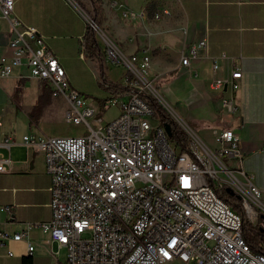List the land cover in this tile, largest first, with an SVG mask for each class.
Returning a JSON list of instances; mask_svg holds the SVG:
<instances>
[{"label": "built area", "instance_id": "1", "mask_svg": "<svg viewBox=\"0 0 264 264\" xmlns=\"http://www.w3.org/2000/svg\"><path fill=\"white\" fill-rule=\"evenodd\" d=\"M154 14L159 20L170 11L163 7ZM0 19L10 30L8 54H0V77L25 60L30 77L49 81L53 94L69 102L65 119L90 128L77 137L23 136L26 148L43 154L51 178V218L26 223L20 231L0 227V246L24 240L28 256L34 249L29 232L40 226L65 249L64 258L54 264H264V242L255 250L242 234L244 216L253 220L256 205L264 204L262 191L240 167L241 148L233 130L210 128L209 144L183 123L186 131L180 130L187 139L182 147L148 103L153 93L147 90L150 54L142 49L125 55L102 35L105 61L125 68L120 82L125 88L110 90L106 99L119 107L118 116L94 120L93 126L96 109L69 85L44 37L14 13V0H0ZM87 27L96 30L86 18ZM83 45L84 38L82 55ZM205 46V36L186 43L180 65L196 75L192 62ZM240 77L239 70H232L228 78L215 77L210 84L216 92L231 90V96L220 98L229 113L235 112L233 94ZM14 143L11 137L0 139V148L7 150V155L0 152V172L8 170ZM226 189L234 192L231 198L240 197L245 215L222 198L229 194Z\"/></svg>", "mask_w": 264, "mask_h": 264}, {"label": "crops", "instance_id": "2", "mask_svg": "<svg viewBox=\"0 0 264 264\" xmlns=\"http://www.w3.org/2000/svg\"><path fill=\"white\" fill-rule=\"evenodd\" d=\"M86 1L90 2L14 0V13L44 37L69 85L78 91L84 84L76 76L87 73L101 83L96 60L85 51L81 54L90 10ZM94 1L98 26L108 40L125 55L142 49L150 54V78L183 116L196 121L194 129L207 143L211 144L210 128H228L237 134L240 167L262 191L264 204V0ZM163 7L170 14L155 20L154 13ZM0 27V54H8L9 25L0 19ZM202 36L206 46L198 49L192 62L193 75L180 65V52L186 43ZM24 62L13 66L7 77H0V139L15 141L8 170L0 172V227L12 231L51 218V178L43 154L26 148L22 138L50 136L52 116L58 109L65 116L70 106L65 97L53 94L49 81L30 77ZM104 70L108 75L106 61ZM232 70H239L241 77L233 94L235 112L229 113L221 107L220 98L231 96V90L216 92L210 84L215 77L228 78ZM0 152L7 155L5 148ZM29 240L34 249L28 256L24 240L0 246V264H54L65 256V249L51 242L50 233L40 226L31 228ZM9 249L13 255H8Z\"/></svg>", "mask_w": 264, "mask_h": 264}, {"label": "rangeland", "instance_id": "3", "mask_svg": "<svg viewBox=\"0 0 264 264\" xmlns=\"http://www.w3.org/2000/svg\"><path fill=\"white\" fill-rule=\"evenodd\" d=\"M87 5H89L90 10L88 13H86V18L88 21H92V15L93 13V4H96V1L90 0L86 1ZM97 5V4H96ZM155 20H157L155 17V14L153 16ZM94 21V20H93ZM96 24V30H94L95 36L97 40L99 41L101 47L103 48V42L101 41V36H106L105 31L99 28L98 22H94ZM105 48V47H104ZM103 48V54L105 58V51ZM105 60V59H104ZM108 68H109V73L107 76V79L112 81L113 83H118L120 80V77L123 75L125 72V68L119 64L112 63L110 61H106ZM147 77H150L149 74H146ZM131 77V76H130ZM76 79H79L80 82H82L84 85L81 89H79L80 93L84 97L85 101L92 107L96 109V114L93 116L91 119L92 125L95 126L93 123L94 120L97 119H102L104 122L111 121L115 119L118 114H119V107L117 105H110L109 103L106 102L107 97L111 95V91L104 87L100 82L99 79L96 78V76H91L90 74L88 75L87 73L84 76L78 77L76 76ZM152 86H148L147 90L151 91L153 93H150L152 97L157 99V101L162 105V107L166 110L168 115L176 122V124L179 126L180 129L185 130L181 124H185L188 128L194 129L196 127V121L195 120H190L188 117L183 116L181 111H178L177 108L174 107L173 104H171L169 97L166 96V94H163V91L161 88L158 86L157 82L153 79H149ZM78 91V90H77ZM157 96H155V95ZM161 94V95H160ZM162 97L166 98L165 101H168V104L162 103L160 99ZM60 99V98H58ZM66 106V104H64ZM67 107V106H66ZM61 109H58L56 114L52 116L50 122L48 123V128L49 132H51L50 136H60V137H77L81 135H87L90 132V128L86 126L83 123L76 124L70 121H67L65 119V116L63 115ZM186 131V130H185ZM235 200L240 203L241 199L238 196H235ZM255 215L254 219L250 220L249 218L245 217V225H248L250 227H261L264 230V219L262 215L264 213V205H261V203H258L254 209ZM239 212V211H238ZM240 213L245 215L243 211L241 210ZM195 264V263H191Z\"/></svg>", "mask_w": 264, "mask_h": 264}, {"label": "trees", "instance_id": "4", "mask_svg": "<svg viewBox=\"0 0 264 264\" xmlns=\"http://www.w3.org/2000/svg\"><path fill=\"white\" fill-rule=\"evenodd\" d=\"M93 15L92 19L94 22L97 21V12L96 8H93ZM84 51L88 58L95 59L97 62V68L99 72V78L101 80V84L109 90H118L125 88L122 83H113L112 81L107 79L105 70H104V54L103 48L101 47L99 41L97 40L93 28L87 27L84 33ZM142 96H145L142 94ZM147 100L151 108L154 110L156 117L164 124H169L171 129V138L178 141L182 147H185L187 136L183 133L176 122L168 115V113L162 108L159 103L150 96H147ZM227 202L232 204V207L237 210L241 211V205L235 200V197L226 199L222 196ZM245 219V217H244ZM245 221V220H244ZM242 234L246 242H248L253 249L261 250L259 248V243L264 242V230L261 227H250L245 225L243 222L242 226Z\"/></svg>", "mask_w": 264, "mask_h": 264}, {"label": "water", "instance_id": "5", "mask_svg": "<svg viewBox=\"0 0 264 264\" xmlns=\"http://www.w3.org/2000/svg\"><path fill=\"white\" fill-rule=\"evenodd\" d=\"M164 127H165V129H166V131H167L168 135H171V129H170V125H169V124H166V125H164ZM226 191H227L229 194H231V195H233V194H234V192H233V191H231V190H229V189H226Z\"/></svg>", "mask_w": 264, "mask_h": 264}, {"label": "flooded vegetation", "instance_id": "6", "mask_svg": "<svg viewBox=\"0 0 264 264\" xmlns=\"http://www.w3.org/2000/svg\"><path fill=\"white\" fill-rule=\"evenodd\" d=\"M231 197H232V195H229V194L226 195V198H228V199Z\"/></svg>", "mask_w": 264, "mask_h": 264}, {"label": "bare ground", "instance_id": "7", "mask_svg": "<svg viewBox=\"0 0 264 264\" xmlns=\"http://www.w3.org/2000/svg\"><path fill=\"white\" fill-rule=\"evenodd\" d=\"M155 17H157V14H155ZM251 214H254V211H252V213Z\"/></svg>", "mask_w": 264, "mask_h": 264}]
</instances>
